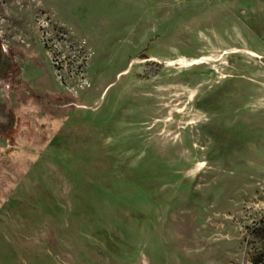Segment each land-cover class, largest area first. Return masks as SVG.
Segmentation results:
<instances>
[{"label":"rangeland","instance_id":"obj_1","mask_svg":"<svg viewBox=\"0 0 264 264\" xmlns=\"http://www.w3.org/2000/svg\"><path fill=\"white\" fill-rule=\"evenodd\" d=\"M0 264H264V0H0Z\"/></svg>","mask_w":264,"mask_h":264},{"label":"trees","instance_id":"obj_2","mask_svg":"<svg viewBox=\"0 0 264 264\" xmlns=\"http://www.w3.org/2000/svg\"><path fill=\"white\" fill-rule=\"evenodd\" d=\"M1 43H0V75L1 77H5L10 74L12 66L5 60L4 54L1 51Z\"/></svg>","mask_w":264,"mask_h":264}]
</instances>
